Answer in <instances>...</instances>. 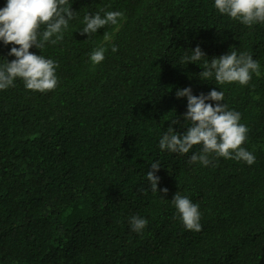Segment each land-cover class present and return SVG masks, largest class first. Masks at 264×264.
I'll list each match as a JSON object with an SVG mask.
<instances>
[{
	"label": "trees",
	"instance_id": "16d2710c",
	"mask_svg": "<svg viewBox=\"0 0 264 264\" xmlns=\"http://www.w3.org/2000/svg\"><path fill=\"white\" fill-rule=\"evenodd\" d=\"M69 3L77 17L64 39L30 49L59 65L55 89L17 78L0 90V264H264V23L246 26L214 0ZM107 11L123 13L117 25L81 34L85 15ZM12 46L0 40V65L15 59ZM196 46L209 61L250 54L260 74L247 85L202 80L199 64H180ZM100 47L105 59L94 64ZM189 86L197 96L224 92L248 128L241 147L252 165L215 153L208 166L192 164L200 145L160 149L171 120L183 123L187 98L176 91ZM155 162L167 193L147 179ZM177 192L199 205L200 231L185 228ZM133 216L148 221L139 233Z\"/></svg>",
	"mask_w": 264,
	"mask_h": 264
},
{
	"label": "clouds",
	"instance_id": "9594fccd",
	"mask_svg": "<svg viewBox=\"0 0 264 264\" xmlns=\"http://www.w3.org/2000/svg\"><path fill=\"white\" fill-rule=\"evenodd\" d=\"M215 8L221 14H226L233 20H239L246 26L264 23V0H214ZM103 11V9H101ZM77 17L69 0H7L5 7L0 9V40L5 45L12 44L8 56L15 59L0 65V90L14 86L17 78L24 81L29 90L46 92L55 89L58 83L56 69L59 67L56 61L45 58L42 54L37 55L30 51L35 46L43 50L46 44H57L64 39V33L69 28V22ZM123 13L119 11H107L102 16L100 12L94 15L84 16V27L81 34H92L106 25H117L118 18ZM105 39L107 34L105 33ZM18 45L19 47H16ZM118 49L114 46L113 52ZM106 49H95L90 59L94 64H99L105 59ZM200 46L192 49L191 54H185L180 64L187 65L190 62L199 64L204 70L199 73L202 80L215 79L217 85L238 82L247 85L252 74H260L259 62L247 53L237 54L230 51L219 57H211V60ZM203 60V64L199 63ZM177 98H187V111L181 120H171L167 132L159 141L162 151L167 150L176 154H188L195 145H200L199 152H192L189 162H199L204 166L211 163L209 155L215 153L216 157L226 159L243 160L252 165L255 156L241 147L246 141L248 128L241 124V114L235 110H229L224 102V92L213 88L207 94L194 95L189 87L180 88L176 91ZM207 101H215V106ZM190 122V123H188ZM186 131H178L174 125L181 124ZM161 168L159 162L151 164L147 172V179L151 189L155 193H167V187L160 189V177L156 174ZM174 204L180 213L181 220L186 229L200 231L201 213L199 205L193 203L187 196L175 194ZM133 231L141 232L148 221L139 216L130 219Z\"/></svg>",
	"mask_w": 264,
	"mask_h": 264
}]
</instances>
